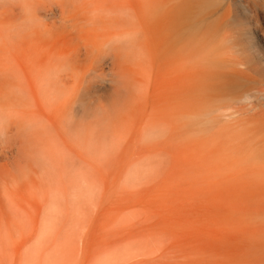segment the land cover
Returning a JSON list of instances; mask_svg holds the SVG:
<instances>
[{"label": "rangeland", "instance_id": "rangeland-1", "mask_svg": "<svg viewBox=\"0 0 264 264\" xmlns=\"http://www.w3.org/2000/svg\"><path fill=\"white\" fill-rule=\"evenodd\" d=\"M32 9L0 264H264V0Z\"/></svg>", "mask_w": 264, "mask_h": 264}, {"label": "bare ground", "instance_id": "bare-ground-1", "mask_svg": "<svg viewBox=\"0 0 264 264\" xmlns=\"http://www.w3.org/2000/svg\"><path fill=\"white\" fill-rule=\"evenodd\" d=\"M4 1L5 3L3 4V6L2 7L0 6V18H1L0 25L2 26L0 30H3V32H0V38H2L3 46L7 49V51H10V49L14 48V46L18 43L17 32L23 31V35L22 36L20 35V38L23 40L22 44H24L26 47V51H24L25 54L30 56L29 46H28L30 39H29L28 31L30 29V21L33 12L32 9L33 0H4ZM38 56H39L38 72L40 77H45L48 68V62L46 60L47 57L46 50L39 51ZM2 57L0 56V126L4 122V120L10 117L11 115L10 112L12 110L17 109L20 105L24 104L25 95L23 92L26 91L24 90L22 84L20 83V80L22 82L23 78L28 77L26 75L27 68L25 66L24 68L22 67L23 69L21 71H18L16 70V68L18 67L12 65L13 61L8 55L4 54ZM21 73H23L22 76ZM5 137H7V135H5Z\"/></svg>", "mask_w": 264, "mask_h": 264}]
</instances>
